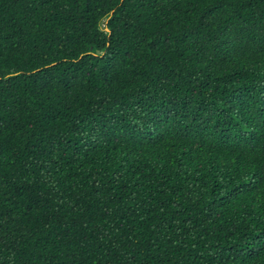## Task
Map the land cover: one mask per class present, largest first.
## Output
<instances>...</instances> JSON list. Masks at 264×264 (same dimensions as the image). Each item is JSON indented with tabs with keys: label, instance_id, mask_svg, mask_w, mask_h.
Segmentation results:
<instances>
[{
	"label": "trees",
	"instance_id": "trees-1",
	"mask_svg": "<svg viewBox=\"0 0 264 264\" xmlns=\"http://www.w3.org/2000/svg\"><path fill=\"white\" fill-rule=\"evenodd\" d=\"M0 264H264V0H0Z\"/></svg>",
	"mask_w": 264,
	"mask_h": 264
}]
</instances>
